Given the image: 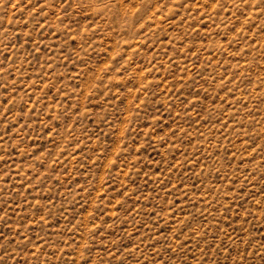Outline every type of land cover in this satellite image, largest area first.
Listing matches in <instances>:
<instances>
[{
  "label": "rangeland",
  "instance_id": "1",
  "mask_svg": "<svg viewBox=\"0 0 264 264\" xmlns=\"http://www.w3.org/2000/svg\"><path fill=\"white\" fill-rule=\"evenodd\" d=\"M0 264H264V0H0Z\"/></svg>",
  "mask_w": 264,
  "mask_h": 264
}]
</instances>
